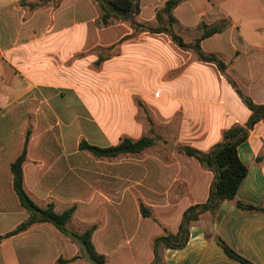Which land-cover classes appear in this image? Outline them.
Returning <instances> with one entry per match:
<instances>
[{"label":"crops","instance_id":"crops-1","mask_svg":"<svg viewBox=\"0 0 264 264\" xmlns=\"http://www.w3.org/2000/svg\"><path fill=\"white\" fill-rule=\"evenodd\" d=\"M22 1L33 0H0V236L13 231L28 217L13 191L10 173V164L20 154L27 131L30 139L23 166L27 194L40 208L52 203L58 213L76 204L61 201L59 208L56 198L44 203L45 194L51 197L53 191L60 193L58 182L49 179L54 173L44 168V162L65 160L80 153L79 142L66 146L63 126L66 127L61 126L60 119L63 117L64 121L66 112L76 111L75 106L63 105V93L74 102L87 95L85 89L65 83L66 71L74 69L66 63L78 58H83L79 63L92 64L102 58L104 71L120 62L121 68L114 69V75L125 82H167L161 85L163 88L160 86L163 94H157L167 97L168 104L153 111L172 126L175 124L178 146L211 152L223 142L225 131L233 126L245 128L247 138L238 146L237 154L247 167V174L235 201L264 206V119L247 129L249 110L213 64L200 62L192 51H183L170 40L156 41L157 45L146 42L145 33L122 40L132 34L124 24L98 29L94 25L97 15L80 12L78 0H60L56 9L44 5L30 9L20 6ZM165 1L139 0V20L154 24L156 10ZM203 1L206 4L197 10L202 0H182L172 13L175 32L191 43L201 34L197 28L201 22L211 25L227 20V29L202 40L200 48L223 60L226 73L242 93L253 103L264 105V0ZM228 4L233 5L232 9L227 8ZM44 15L49 19L50 37L55 39L44 40ZM65 33L74 36L64 39ZM148 48L152 49L149 53ZM44 50H50L48 56H44ZM134 85L135 95L153 94V88ZM46 117L55 120L49 128L59 130L52 141L44 138ZM123 119V137L136 140L146 136L143 117V124L134 120V113ZM108 126L107 123L103 127L111 129ZM70 127L78 132L86 129L78 124ZM147 160L138 164L142 168L136 190L158 222L142 218L135 206L132 222L122 217L120 231L116 232L110 227L113 216L108 207L103 226L92 237L96 251L106 257V264H151L152 241L162 234L161 227L176 233L185 210L208 198L213 174L197 160L177 152L154 155L151 168L145 167ZM76 209L68 226L76 220ZM135 219L137 227L133 226ZM50 227L38 224L0 240V264H56L58 259L79 254L76 244ZM214 236L252 264H264V211L241 210L234 201L223 202L214 218L209 212L201 214L189 226L185 247L162 250L161 259L164 264H239L224 254ZM70 264L88 263L78 260Z\"/></svg>","mask_w":264,"mask_h":264},{"label":"rangeland","instance_id":"rangeland-1","mask_svg":"<svg viewBox=\"0 0 264 264\" xmlns=\"http://www.w3.org/2000/svg\"><path fill=\"white\" fill-rule=\"evenodd\" d=\"M34 2L37 1L35 0ZM77 4L80 12L92 16L99 15L97 6L91 0H78ZM204 4H206V1L202 0L201 4L198 3L196 9L199 10ZM58 5H60V1L50 0V3L45 5V8L56 9ZM232 7V4H228L227 8L232 9ZM252 7L253 9L261 10L258 6ZM116 24H124L127 26L125 23ZM47 25H49V19L44 15V40L55 39L54 37H50L51 33L48 32ZM159 25L166 26L165 20L161 23L154 22L150 26L158 27ZM118 30L122 31L121 29ZM102 34H106V31ZM73 36V34L65 33L64 39H72ZM131 37L135 36L130 35L129 38ZM144 40L146 42L156 43L157 45L156 41H169V38L163 34L151 35L145 33ZM115 51L116 49L111 53ZM146 51L149 53L152 49L148 48ZM49 52L50 50H44V56H48ZM5 56L7 57V55ZM80 59L83 58L70 60L66 63L67 67L73 66L74 69H71L72 71L70 73L66 71L65 83L68 86L77 87L80 90L85 89L87 91V95L81 97L82 101L79 102H76L79 98L74 99V102L72 97H67L65 93L62 94L63 105L66 104L65 106H69V108L75 106L76 110L73 113L65 111L64 121L62 120L63 117H60L62 121L61 126L64 124L66 127L64 128L63 126L66 146H73L81 139L99 147L116 145L123 138L121 131L123 118L131 116L133 113L134 120L141 123L143 122L142 117L145 120V125L142 123V127L144 126L143 134L146 136L150 135L149 129L152 128L155 135L159 137V141L154 147L136 156L106 160L95 159L86 152H80L74 153L72 158L65 160L53 159L44 162V168H50L51 173H54L49 178L50 181L52 183L58 182L57 191H60V193L53 191L50 193L51 197H46L45 194L44 203L48 199H58L60 203L56 202V204L58 205L57 207L61 208V201L63 203L75 202L76 204L74 205L77 207L76 220L68 226V229L77 232H82L92 224H96L99 229V227L103 226L106 210H108V207H111L109 211L112 212L113 217L110 220V227H113L114 231L118 232L120 231L121 218L124 217L126 220L132 222L134 219L132 207L142 203L136 190L139 172L142 168L138 164L141 160L148 158L149 161L147 160L145 167L151 168V159L154 155L157 156L161 153L168 154L169 152L174 153L180 147L176 140L175 124L172 126L167 120L162 119L163 117L161 118L154 112L155 109L157 110L163 107V104H168L167 97L158 96L157 94H163V91L160 92L159 89L163 83L167 85V82H125L120 79H115L114 69L117 68L120 70V62L116 63L115 67L110 66L104 71L102 63H79ZM75 61L77 62L73 65L72 63ZM135 83H138L141 88H153V94H151L152 92H147L150 95L149 97L133 94L135 92L134 89H136ZM163 87L161 86V88ZM59 110H63V107L59 108ZM54 121V119L50 120V117L49 119L47 117L46 119L44 118V138L46 141H52L59 132L56 128H49L50 124H54ZM107 123L109 125L108 128L111 129H104L103 126ZM72 124L85 126L86 129L81 128V132L68 129L71 128L70 126ZM62 191L63 194H61ZM39 202L43 203L42 201ZM130 224L132 225V223ZM137 225L135 219L133 226L137 227ZM79 261L85 262L84 259Z\"/></svg>","mask_w":264,"mask_h":264},{"label":"trees","instance_id":"trees-1","mask_svg":"<svg viewBox=\"0 0 264 264\" xmlns=\"http://www.w3.org/2000/svg\"><path fill=\"white\" fill-rule=\"evenodd\" d=\"M20 2V6H28L30 9L41 7L50 3V0H36L37 2ZM60 0H58L59 2ZM98 8L99 15L95 20V27L98 29L107 28L116 23H125L132 32V36L141 33L166 35L169 40L183 51H192L196 58L203 63L213 64L218 72L225 78L232 90L238 96L242 104L249 110L250 117L246 123L247 129H251L256 123L264 119V105H257L244 95L237 84L226 73L227 65L215 54H206L200 48V42L215 34L224 32L229 26L227 20L216 22L215 24H205L201 22L198 25L200 36L191 43H186L174 31L176 20L173 16V10L182 2V0H166L163 6L156 10V22L164 25L151 27L147 23L139 20L140 6L139 0H91ZM127 36L123 39H128ZM103 59L99 58L98 63ZM150 135L142 136L139 139L123 137L116 145L99 147L89 144L84 139L78 143V151L86 152L95 159L113 160L121 157L136 156L144 153L154 147L159 141L152 128L149 129ZM247 138V131L240 126H233L223 134V142L214 147L211 152H202L200 150L180 146L177 153L186 157L193 158L207 171L213 174V180L210 186L206 202L191 206L185 210L182 221L176 233L172 234L166 228L161 227L162 234L152 241L153 261L151 264H164L161 259V251L165 249L181 250L188 241V229L190 224L196 222L198 217L209 212L214 218L215 212L223 202L234 201L236 208L246 211L263 212L264 206H253L240 201H235L236 193L246 177L247 167L240 161L237 148ZM30 139V132L27 131L22 149L16 159L10 164V173L12 176V188L18 199L20 207L27 213V219L19 224L13 231L0 236V240L18 235L29 230L38 224H46L53 227L58 233L70 240L79 247V254L70 259H58L56 264H70L84 259L88 264H106L107 259L104 255L98 253L93 245L92 237L98 229L96 224H92L82 232L68 229L76 206L72 205L62 212H56L52 203L45 208H40L33 199L27 194L24 187L23 166L27 160V148ZM139 213L142 218L158 222L152 215L151 210L143 203L138 205ZM214 241L222 249L224 254L231 260L239 264H252L248 260L236 254L227 246L220 237L214 236Z\"/></svg>","mask_w":264,"mask_h":264}]
</instances>
